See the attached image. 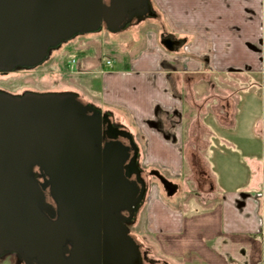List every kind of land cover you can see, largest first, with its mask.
I'll return each mask as SVG.
<instances>
[{
  "label": "crops",
  "instance_id": "crops-1",
  "mask_svg": "<svg viewBox=\"0 0 264 264\" xmlns=\"http://www.w3.org/2000/svg\"><path fill=\"white\" fill-rule=\"evenodd\" d=\"M150 3L155 17L112 34V55L69 40L64 70L95 81L145 168L174 186L150 182L140 207L165 257L264 264V0Z\"/></svg>",
  "mask_w": 264,
  "mask_h": 264
},
{
  "label": "water",
  "instance_id": "water-1",
  "mask_svg": "<svg viewBox=\"0 0 264 264\" xmlns=\"http://www.w3.org/2000/svg\"><path fill=\"white\" fill-rule=\"evenodd\" d=\"M148 5L0 0V72L35 68L53 48L97 32L101 24L117 32L134 16L148 14ZM101 126L100 112L73 94L0 92V259L13 254L38 264H141L120 212L131 215L139 205L143 182L138 171L140 188L123 173L128 148L119 142L101 147ZM47 187L56 221L40 211L50 210L53 218L43 202ZM66 243L72 246L67 258Z\"/></svg>",
  "mask_w": 264,
  "mask_h": 264
},
{
  "label": "rangeland",
  "instance_id": "rangeland-1",
  "mask_svg": "<svg viewBox=\"0 0 264 264\" xmlns=\"http://www.w3.org/2000/svg\"><path fill=\"white\" fill-rule=\"evenodd\" d=\"M147 19L149 18H145L143 19V21ZM141 22L142 21H137L130 24L129 27H127L124 32H126L130 27L134 25H138ZM123 36L125 39L126 34H123ZM112 37H113L112 34L107 35V32L104 31L98 34L76 37L74 38V40L79 41L76 47H79V45L81 46L83 44H84L83 47L86 46L90 47L89 50L94 52V56H97L96 55L97 53L101 56V52L99 50H102L103 48L104 49L103 54L105 56V55L113 54L110 49L111 46H109L111 45L109 44V42L112 40ZM67 43L68 42H65L61 46L62 54L60 57H62V59L60 58V63L58 65L59 67L57 68L55 67V63L57 62L56 60L53 59L57 52H53L49 60L45 61L36 68L20 69L18 71H14V72L12 71L8 73L0 72V92H4L7 94H14L16 96H20L24 93H38V94L69 93L75 95L77 99L82 103L101 109L99 105L100 102L98 100V91L96 89L97 86L95 84V81L94 83L90 82V80H87V78L79 77L77 75H72L73 73L69 74L64 70L67 69L68 66V71L69 70L71 71V69L75 65V60H70L66 63L65 58L69 56L67 55L69 51L67 49L68 47L67 46L64 47V46L67 45ZM98 47L99 49H97ZM120 57L123 58L124 56H120ZM105 66L109 67L110 62H106ZM101 110L103 112L109 113L112 116L110 112L103 109ZM123 127L125 130L129 132L127 127L125 126ZM132 140L134 142L133 138ZM138 165L144 173L145 185L147 186L146 191L144 193V199L142 202L143 205L148 194L149 183L152 181L154 182L157 181L158 184H160V181L155 176L149 174L150 170H147L145 168V163L140 160V155L138 158ZM141 211L142 210H140L139 208L136 213L134 222L129 226L130 233L136 239H138L139 242H141V244L144 247L148 246L150 247V250L152 249V253H153L152 258L164 260L166 261V263L169 261V263L171 262L170 264L175 263L176 258L165 257L160 249V241L158 239H155L154 237L152 238V234H150V232H148L145 229V226L142 221L143 219H142ZM11 264H14V262L12 261Z\"/></svg>",
  "mask_w": 264,
  "mask_h": 264
},
{
  "label": "flooded vegetation",
  "instance_id": "flooded-vegetation-1",
  "mask_svg": "<svg viewBox=\"0 0 264 264\" xmlns=\"http://www.w3.org/2000/svg\"><path fill=\"white\" fill-rule=\"evenodd\" d=\"M103 1H104V4L108 5L109 0H103ZM152 17H155V14H154V11H153L151 3H149V5H148V14H145V15H142V16H134L128 22L125 23L124 27L121 30H119L117 32H114V33H111V32H108V30L106 29L104 24H101L100 29L97 32L90 33V34H98V33L104 32V31L107 32V34L121 33V32H124L126 30V28L129 27L130 24H132L134 22H137V21H143V19H145V18H152ZM87 35H89V34L78 35V36L73 37L70 40H73L76 37L87 36ZM67 42H69V41H67ZM163 43L165 45H169L171 43V41L170 40H163ZM62 44L60 46H57L56 48H53L51 50L48 58L45 61L49 60L51 58V54L53 52H55L56 50H58L62 46ZM18 70H20V68H17L14 71H18ZM10 95L16 96L14 94H10ZM84 105H86V104H84ZM86 106H89V105H86ZM92 108L97 110V111H99L100 114H101V119H102V126L101 127H102V133L104 135V138H103V140L101 142V147H103L107 143L119 142L123 147L128 148L127 157L125 158V161L122 164L123 173L128 175L127 180L130 183H132V182H136L137 183L135 171H138L139 180L141 182H143L144 190H143L142 198H141V201H140L139 205L136 208H133L131 215H129V213L126 210H122L120 212V214L124 218H126V221L124 222V226H125V228L127 230L128 236L133 240V242L138 247V251H139V254H140V258H141V264H168L164 260L152 258V254H153L152 253V249L150 250V247H148V246L144 247L141 244V242H139V240L136 239L130 233V230H129V226L134 222L136 213H137L138 209L140 208V206L142 205V202H143V199H144V193H145L146 187H147L145 185L144 173H143L142 169L138 165V158H139L138 147L133 142L132 136L130 135V133L127 130H125L124 127L120 123L115 121L109 113L103 112L99 108H95V107H92ZM104 119H106L105 122L103 121ZM123 133H126L129 136V138L121 136V134H123ZM132 145L135 146V148H136L135 151L133 150ZM149 174L153 175L157 179H159L160 184L163 185L164 189H166V190L169 189L170 192H172L174 190V186H172L169 183H167L166 181L162 180L160 175L156 171L150 170ZM46 179H47V177H46ZM36 180L38 181V183H43L44 182V179L41 176H37ZM137 186H138V188L141 187L138 183H137ZM42 196H43L44 204L51 207V209L54 211V215H53V218H50L49 217L50 210H48V209L40 210L41 213H43L51 221H56L57 217H58V215H57V207H56V203L54 202V200L51 197L50 190H49L48 187L44 191H42ZM66 248L68 249V253L63 255L65 258H67L69 256V253L71 252V249H72L71 244L66 243ZM12 261L14 262V264H38L36 262V260L33 259V258H31V259L28 258V259L24 260L22 258L16 257L13 254H8V255H5L4 257H2L0 259V264H11Z\"/></svg>",
  "mask_w": 264,
  "mask_h": 264
},
{
  "label": "trees",
  "instance_id": "trees-1",
  "mask_svg": "<svg viewBox=\"0 0 264 264\" xmlns=\"http://www.w3.org/2000/svg\"><path fill=\"white\" fill-rule=\"evenodd\" d=\"M2 73V72H1ZM76 99H77V97H76ZM78 100V99H77ZM79 101V100H78ZM81 104H83L84 105V103H82L81 101H79ZM34 171H37V169H34ZM141 207V206H140Z\"/></svg>",
  "mask_w": 264,
  "mask_h": 264
}]
</instances>
